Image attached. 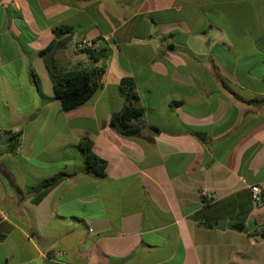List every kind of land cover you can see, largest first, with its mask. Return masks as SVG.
I'll use <instances>...</instances> for the list:
<instances>
[{"label": "crops", "instance_id": "0c3cea01", "mask_svg": "<svg viewBox=\"0 0 264 264\" xmlns=\"http://www.w3.org/2000/svg\"><path fill=\"white\" fill-rule=\"evenodd\" d=\"M50 60L104 67L100 86L62 111ZM122 81L138 137L110 127ZM251 185L264 195V0H0V264H264Z\"/></svg>", "mask_w": 264, "mask_h": 264}, {"label": "trees", "instance_id": "16d2710c", "mask_svg": "<svg viewBox=\"0 0 264 264\" xmlns=\"http://www.w3.org/2000/svg\"><path fill=\"white\" fill-rule=\"evenodd\" d=\"M51 47L42 50L40 54L45 56ZM95 61L105 58V50L99 49L96 52H87ZM48 74L53 84L54 94L58 100L62 111L75 109L88 101L96 89L100 86V79L104 73V67H96L90 70L76 69L65 71L59 68L53 60L47 64ZM36 87L38 86L37 78L31 74ZM120 93L126 101L122 111L112 115L110 127L126 137H138L140 127L138 120L143 115L142 108L138 105V97L134 92V87L129 81H122ZM14 147L18 145V138L11 137ZM79 148L83 158L84 171L96 177H104L106 162L93 152V144L90 140L84 139L79 143ZM69 174H58L51 179L42 182L36 189L46 193L55 186L59 181ZM264 239V232L259 234Z\"/></svg>", "mask_w": 264, "mask_h": 264}, {"label": "built area", "instance_id": "2783aa9c", "mask_svg": "<svg viewBox=\"0 0 264 264\" xmlns=\"http://www.w3.org/2000/svg\"><path fill=\"white\" fill-rule=\"evenodd\" d=\"M76 49L82 52H96L99 50V44L94 41H81L76 45ZM250 200L254 205H260L264 201V195L261 188L258 185H251L249 187ZM203 200L208 202L211 200V196L208 194H202Z\"/></svg>", "mask_w": 264, "mask_h": 264}, {"label": "water", "instance_id": "95a60500", "mask_svg": "<svg viewBox=\"0 0 264 264\" xmlns=\"http://www.w3.org/2000/svg\"><path fill=\"white\" fill-rule=\"evenodd\" d=\"M198 137L201 138L202 140L204 139L203 136L198 135ZM221 226L224 227V223H222ZM232 228L237 231H242L244 226L242 224H235L232 226Z\"/></svg>", "mask_w": 264, "mask_h": 264}, {"label": "rangeland", "instance_id": "374dc122", "mask_svg": "<svg viewBox=\"0 0 264 264\" xmlns=\"http://www.w3.org/2000/svg\"><path fill=\"white\" fill-rule=\"evenodd\" d=\"M142 121H143V119H142V117L138 120V122H141L142 123Z\"/></svg>", "mask_w": 264, "mask_h": 264}]
</instances>
